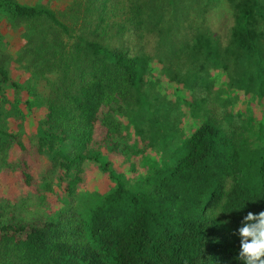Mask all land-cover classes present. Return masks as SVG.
<instances>
[{"label": "trees", "instance_id": "obj_1", "mask_svg": "<svg viewBox=\"0 0 264 264\" xmlns=\"http://www.w3.org/2000/svg\"><path fill=\"white\" fill-rule=\"evenodd\" d=\"M50 1L0 0L22 38L0 28V264H239L264 211V0Z\"/></svg>", "mask_w": 264, "mask_h": 264}, {"label": "clouds", "instance_id": "obj_2", "mask_svg": "<svg viewBox=\"0 0 264 264\" xmlns=\"http://www.w3.org/2000/svg\"><path fill=\"white\" fill-rule=\"evenodd\" d=\"M244 205H236L233 210H241ZM222 211H218L219 214ZM234 234L239 240L237 260L239 264H264V211L247 212Z\"/></svg>", "mask_w": 264, "mask_h": 264}, {"label": "rangeland", "instance_id": "obj_3", "mask_svg": "<svg viewBox=\"0 0 264 264\" xmlns=\"http://www.w3.org/2000/svg\"><path fill=\"white\" fill-rule=\"evenodd\" d=\"M19 2H27L33 3V0H18ZM61 0H51L50 6L54 7L55 3L59 4ZM211 21L214 23L213 25H218V22L220 19H223V13L219 10H215L213 14L210 15ZM220 23V22H219ZM1 32L4 34L5 39L7 40L5 42V51L13 53L15 49L19 48L22 45V38H21V31L20 30H11L8 31L7 28H3L0 26ZM9 72L12 75V78L16 80L17 82H20L21 85H24L26 82H28L27 74L20 68L19 65L10 62L8 64ZM10 94V98L13 96L12 91L10 90L8 92ZM119 154L117 155V158H120ZM123 163V161H121ZM115 167V166H114ZM113 167V168H114ZM117 167L121 168L120 164H117ZM92 169V168H89ZM88 185L89 187H93L95 189L102 188L103 183L105 182L104 177L101 176L100 173H93L92 171H89L88 174Z\"/></svg>", "mask_w": 264, "mask_h": 264}, {"label": "crops", "instance_id": "obj_4", "mask_svg": "<svg viewBox=\"0 0 264 264\" xmlns=\"http://www.w3.org/2000/svg\"><path fill=\"white\" fill-rule=\"evenodd\" d=\"M26 1V0H25ZM38 0H33V3H35V2H37ZM28 2V1H27ZM30 4H32V3H30Z\"/></svg>", "mask_w": 264, "mask_h": 264}]
</instances>
